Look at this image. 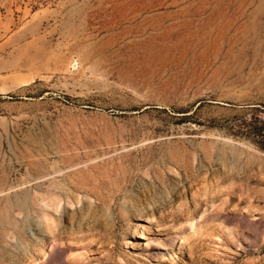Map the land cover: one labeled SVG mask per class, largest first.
<instances>
[{"label":"rangeland","instance_id":"1","mask_svg":"<svg viewBox=\"0 0 264 264\" xmlns=\"http://www.w3.org/2000/svg\"><path fill=\"white\" fill-rule=\"evenodd\" d=\"M258 119L264 0H0V264H264Z\"/></svg>","mask_w":264,"mask_h":264},{"label":"trees","instance_id":"2","mask_svg":"<svg viewBox=\"0 0 264 264\" xmlns=\"http://www.w3.org/2000/svg\"><path fill=\"white\" fill-rule=\"evenodd\" d=\"M258 124L253 130L254 134L264 144V120L258 119Z\"/></svg>","mask_w":264,"mask_h":264},{"label":"bare ground","instance_id":"3","mask_svg":"<svg viewBox=\"0 0 264 264\" xmlns=\"http://www.w3.org/2000/svg\"><path fill=\"white\" fill-rule=\"evenodd\" d=\"M45 222L47 224V228L49 231L54 233V226H55V220L52 218V216L49 213H45L44 215Z\"/></svg>","mask_w":264,"mask_h":264}]
</instances>
